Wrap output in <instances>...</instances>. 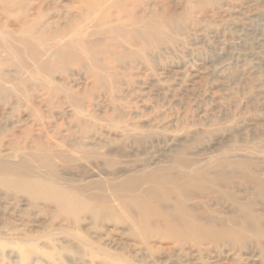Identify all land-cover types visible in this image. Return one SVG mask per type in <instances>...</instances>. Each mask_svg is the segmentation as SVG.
<instances>
[{
    "label": "rangeland",
    "instance_id": "rangeland-1",
    "mask_svg": "<svg viewBox=\"0 0 264 264\" xmlns=\"http://www.w3.org/2000/svg\"><path fill=\"white\" fill-rule=\"evenodd\" d=\"M31 1L0 16L33 17ZM41 4L39 28L62 16L102 46L91 11ZM133 13L164 28L128 24L94 93L74 63L25 78L0 48V264H264V0H134ZM26 116H47L39 136L59 147L24 145ZM161 181L167 197L150 202Z\"/></svg>",
    "mask_w": 264,
    "mask_h": 264
},
{
    "label": "bare ground",
    "instance_id": "bare-ground-1",
    "mask_svg": "<svg viewBox=\"0 0 264 264\" xmlns=\"http://www.w3.org/2000/svg\"><path fill=\"white\" fill-rule=\"evenodd\" d=\"M43 1H31L32 5H36V7L34 6L31 9L33 17L30 16V11L22 17H10L8 13H2L0 16V48L7 60L18 62L24 67L22 76L25 78H28L32 74H41L47 71L50 68L49 60L62 66L74 63L75 67L81 69L84 73V75H80L81 78L77 81V88L81 93L87 89L90 92L92 91V93L98 90V87L106 77L102 70L107 66H111L112 63L114 64L115 61V54H111V50L117 49L122 43L121 38L126 39L128 37L126 27L128 24L132 23L140 26L139 30L136 31L138 37H141L144 32L153 37L158 30L164 28L159 24L153 23L151 26L147 24L148 27H143L144 21L140 18L141 16H136L133 13L134 0H83L81 3L82 9L85 8L91 11L89 17L85 19L84 28L87 29L88 34H93L95 37L102 39V46L88 50L82 42V35H79L81 32L80 28L65 26L69 20L65 17H49L42 21L39 28L35 14L41 9V2ZM70 1L76 8L81 7L76 0ZM0 4L3 5L0 6V11H9L7 8L10 5H21L22 0H0ZM112 9H116V11L111 12ZM156 17L158 16L156 15ZM69 71L75 72L72 69H69ZM43 81L39 82L36 86L38 94L40 93L39 87L42 89L47 88L42 84ZM49 91L59 92L56 87L53 88V91L52 89H49ZM40 96L41 98H39L44 100L45 94ZM89 96H92V94L90 93ZM87 100L91 101L88 98ZM41 105L42 103L34 106L26 101L24 108H32L36 112L41 109ZM47 118V116H43L40 118L41 121L38 119L31 120L30 124L26 122V116L23 120L20 119L18 124H13L15 129H25L29 132V137L24 141V145L30 146L33 143L36 145L37 142H40L44 145L46 151H52L59 147L58 140H53L52 137L39 136L46 129L45 123L49 121ZM42 163L52 166V162L48 156L43 157ZM247 163L239 161L237 165L245 168ZM155 177L156 175L151 177L149 181ZM200 178L205 180L203 174L193 175L189 180L197 183L201 180ZM244 178L246 180L248 178L252 182L259 181L258 176L254 173L248 176L245 173ZM161 183L162 181L158 182L155 187L149 190V194L147 195L150 202H154L155 200L161 202L163 197H167L163 196L166 190H163L164 188H162ZM179 206L181 205L175 207V210L179 208L185 210ZM182 223L187 227L203 230V232L211 228V224L204 225L198 220L187 219L185 217L181 219Z\"/></svg>",
    "mask_w": 264,
    "mask_h": 264
}]
</instances>
